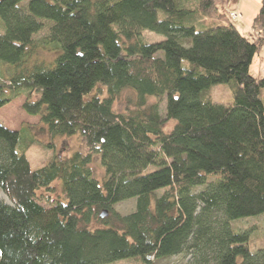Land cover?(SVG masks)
<instances>
[{
	"label": "trees",
	"instance_id": "1",
	"mask_svg": "<svg viewBox=\"0 0 264 264\" xmlns=\"http://www.w3.org/2000/svg\"><path fill=\"white\" fill-rule=\"evenodd\" d=\"M260 3L252 26L264 31ZM0 21V65L14 70L0 109L23 92L26 114L87 151L33 170L30 131L0 124V264H264V233L234 227L264 216V76L250 74L264 40L246 39L215 0H0ZM41 21L57 56L31 66ZM219 84L228 105L202 97ZM98 86L106 98H88ZM124 90L139 101L117 113ZM146 98L165 99L164 118ZM57 182L60 199L38 195ZM131 199L133 212L115 211Z\"/></svg>",
	"mask_w": 264,
	"mask_h": 264
},
{
	"label": "rangeland",
	"instance_id": "2",
	"mask_svg": "<svg viewBox=\"0 0 264 264\" xmlns=\"http://www.w3.org/2000/svg\"><path fill=\"white\" fill-rule=\"evenodd\" d=\"M29 0H25V4ZM49 1V0H48ZM260 0H230L228 3L227 11L223 10L224 13H229L231 10L234 13L240 14L241 18L233 20V24L238 31L250 42L255 39L264 40V31L257 29L252 26L253 19L256 16L259 7ZM222 10V8H221ZM238 10V11H237ZM233 12H230L233 13ZM240 12V13H239ZM161 17H163L161 13ZM43 29L37 35L34 36V47L30 57L28 58L29 65L33 66L39 63L50 64L57 56V52L53 49L48 48L46 50L42 44L46 41L48 36V30L51 26L50 22L41 21ZM197 29H204L198 27ZM4 26L0 21V32H3ZM142 39L146 43H155L164 40L162 35H158L151 32H144ZM13 68L5 65H0V80L9 83V78L13 74ZM250 74L252 77L260 78L264 76V42L258 52L253 58L250 66ZM6 83V84H7ZM98 89L101 90L100 98H106V91L103 87L98 86L88 98L95 96L98 93ZM137 94L132 90L122 91L116 101L113 104V110L117 113H125L127 111L134 110L135 105L138 103ZM202 97H209L211 101L218 105H228L232 102V94L230 86L228 84H219L210 87L207 91L202 94ZM37 95H34L31 102L36 101ZM148 104H158L159 112L161 117H165V99L157 100L155 98H146ZM262 99L264 101V90L262 91ZM27 101L25 93H21L11 103L0 109V124L5 126L11 131H20L21 129L27 128L32 135L33 146L26 152V156L30 162V166L33 170L40 168L43 164L51 161H63L69 158L73 153L80 152L85 154L86 147L83 139L79 136L74 137H60L52 136L48 133L47 129L40 123L39 117H33L23 110V104ZM174 123V122H173ZM173 123L168 122L165 127V132L169 133L172 129ZM22 138L19 142L18 152L21 153ZM93 176L99 181L103 179L104 171L100 165L99 158L94 156L90 165ZM160 194V193H159ZM39 196H43L45 199L55 200L60 199L61 190L60 184L54 183L52 186V192L47 191L38 192ZM0 201L10 204L6 196L0 191ZM135 210V200L131 199L115 206V211L119 214L126 215ZM101 213V212H100ZM108 218V216L106 217ZM103 227V224L93 221L88 228L93 230L96 228ZM236 229H250L254 236H259L264 233V216L257 220L240 221L234 224ZM188 258L184 257H172L164 260L155 261L156 264H187ZM114 264H137L133 261H119Z\"/></svg>",
	"mask_w": 264,
	"mask_h": 264
},
{
	"label": "crops",
	"instance_id": "3",
	"mask_svg": "<svg viewBox=\"0 0 264 264\" xmlns=\"http://www.w3.org/2000/svg\"><path fill=\"white\" fill-rule=\"evenodd\" d=\"M229 1H230V0H215L216 4H217V6H218V11H219L220 13H224L223 10L227 11ZM221 8H222V10H221ZM233 11H235V10H231L230 12H233ZM237 11H238V10H237ZM230 12L227 13V14L229 15ZM239 13H240V12H239Z\"/></svg>",
	"mask_w": 264,
	"mask_h": 264
},
{
	"label": "built area",
	"instance_id": "4",
	"mask_svg": "<svg viewBox=\"0 0 264 264\" xmlns=\"http://www.w3.org/2000/svg\"><path fill=\"white\" fill-rule=\"evenodd\" d=\"M229 18L233 21V20L240 19L241 15L233 12V13L229 14Z\"/></svg>",
	"mask_w": 264,
	"mask_h": 264
},
{
	"label": "water",
	"instance_id": "5",
	"mask_svg": "<svg viewBox=\"0 0 264 264\" xmlns=\"http://www.w3.org/2000/svg\"><path fill=\"white\" fill-rule=\"evenodd\" d=\"M108 216V212L107 211H103L101 214H100V218L101 219H104V218H106Z\"/></svg>",
	"mask_w": 264,
	"mask_h": 264
}]
</instances>
